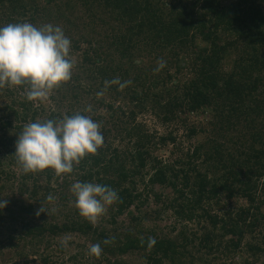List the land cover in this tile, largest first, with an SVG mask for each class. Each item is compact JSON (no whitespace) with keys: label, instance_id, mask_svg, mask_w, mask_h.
<instances>
[{"label":"trees","instance_id":"obj_1","mask_svg":"<svg viewBox=\"0 0 264 264\" xmlns=\"http://www.w3.org/2000/svg\"><path fill=\"white\" fill-rule=\"evenodd\" d=\"M23 22L61 27L74 67L44 100H29L27 84L0 87V193L17 182L22 197L0 198L8 202L0 227L14 232H0V250H20L25 264H217L243 251L253 258L245 264H256L264 255V0H0V26ZM77 113L100 124L97 153L69 174L25 173L15 156L24 127ZM146 115L167 133L151 130ZM180 123L197 140L187 148L169 131ZM77 181L118 193L95 223L75 206ZM164 214L176 219L167 233L157 224ZM95 244L99 256L89 251Z\"/></svg>","mask_w":264,"mask_h":264},{"label":"clouds","instance_id":"obj_2","mask_svg":"<svg viewBox=\"0 0 264 264\" xmlns=\"http://www.w3.org/2000/svg\"><path fill=\"white\" fill-rule=\"evenodd\" d=\"M70 51L71 40L59 26L36 27L30 22L0 26V87L27 84L29 100L46 99L71 80L74 64ZM103 143L100 124L77 113L60 120L28 123L16 141L15 156L25 173L51 168L57 175L69 174L74 164L88 154H96ZM71 191L79 214L92 223L106 213V205L119 198L115 190L98 183L77 181ZM7 203L0 200V211ZM40 212H45L42 207L37 215ZM62 244L66 245L67 239ZM89 251L99 256L101 245H92Z\"/></svg>","mask_w":264,"mask_h":264},{"label":"rangeland","instance_id":"obj_3","mask_svg":"<svg viewBox=\"0 0 264 264\" xmlns=\"http://www.w3.org/2000/svg\"><path fill=\"white\" fill-rule=\"evenodd\" d=\"M144 120L147 122L149 128L153 131H156L158 132L159 134H166L168 129L166 127H163L161 124H160V121L158 119H155L154 117L150 116V115H146L144 117ZM171 130H174V134L176 135L177 137V148L179 146H183L184 148H187L189 146H192L193 143L195 141H197L196 139H192V140H188V135H187V129H185V127H183L180 124L178 125H174L173 127L170 126L169 128V131ZM170 150H172V146L170 147ZM158 155L161 157V158H164V160H170L169 159V154L168 153H164V152H160V154L158 153ZM171 160H174V159H171ZM19 181L18 177L13 180V181ZM41 184H45L46 183V178L43 177L41 179ZM3 184H5V190L1 191L0 193V198L1 199H6L8 201H11V202H14L16 200V198L18 197V199L22 198L20 197V194L18 193L19 190H17L16 188V184L15 186H13L12 182L9 181V182H4ZM1 186V185H0ZM162 190L160 188H156V192H161ZM170 191H166V193H169ZM25 198H29L28 195H25L24 196ZM234 205L238 206V205H243L245 204V202L243 200H236V201H233ZM152 205V204H151ZM148 206L147 208H145L147 211H149V209H152L155 208L154 206ZM121 221L124 220V218L120 219ZM176 222V219L174 217H171L167 214H164L162 215L161 217V220L157 223L158 224V228L159 230H163L162 232L164 233H167V231H170L171 230V227L173 225V223ZM9 227L8 225H4V226H1L0 227V232L3 233L2 235V238H4L6 236V234H14L13 231H10V230H7ZM20 232V229L17 230V233L19 234ZM16 234V235H18ZM74 246H76L77 244H79L78 240H74ZM81 244V242H80ZM246 249V248H245ZM244 249V250H245ZM17 249H10V248H4L2 250H0V264H25L26 261H24L22 259V257H20L19 254H23L20 250L18 251V253L16 252ZM245 252V251H243ZM241 253V254H238L236 256H230L228 255V257H223L222 259L220 258V261L217 262V264H245V260L248 259L250 262L253 263V258L247 254L245 255V253ZM29 261V264H41L38 261H34L33 260H28ZM137 263L136 264H141V261H139L137 259L136 261ZM256 264H264V255L261 256L259 258V260L256 262Z\"/></svg>","mask_w":264,"mask_h":264}]
</instances>
